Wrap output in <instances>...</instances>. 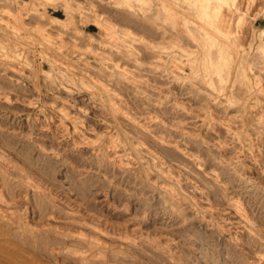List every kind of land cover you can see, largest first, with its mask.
<instances>
[{
  "label": "rangeland",
  "instance_id": "1",
  "mask_svg": "<svg viewBox=\"0 0 264 264\" xmlns=\"http://www.w3.org/2000/svg\"><path fill=\"white\" fill-rule=\"evenodd\" d=\"M0 207L86 264H264V0H0Z\"/></svg>",
  "mask_w": 264,
  "mask_h": 264
},
{
  "label": "bare ground",
  "instance_id": "2",
  "mask_svg": "<svg viewBox=\"0 0 264 264\" xmlns=\"http://www.w3.org/2000/svg\"><path fill=\"white\" fill-rule=\"evenodd\" d=\"M1 186H3V185H1ZM10 199H9V201L12 200V199L11 200ZM4 201L5 200H3V202ZM10 204H11V202H10ZM10 204H7V206L10 205ZM10 208H9L10 210L8 208H7L8 210H5V209H2L0 207V245L1 244L2 245L3 244H12V246L13 245L16 246L19 250L38 251V252H41V253H43L45 255L54 257L55 261L58 260L57 258H59V256H61V254L64 253V250L68 254L70 249H68V247H67L68 244L67 245L65 244L67 242H73V243H76V244H79V245L87 246L90 250H92L93 248L105 247V246H103V243L101 242L102 241L101 239H100L101 240L100 241V240H98V238L94 239V238H91V237H86V236L81 235L79 233L78 234H64V233L58 231L55 227H53V225L50 222H47L46 224L41 225L40 227L39 226L38 227H30V226H28L27 224H25L22 221L23 219L20 217V214L17 215L16 213H14V210L12 209V207H10ZM12 210H13V212H12ZM53 214L55 215L54 212L52 213V215ZM116 226H118V225L116 224ZM120 228H121V226H120ZM135 228H137V227H135ZM107 230H108V228H107ZM111 234H113V233H111ZM5 248L8 249L9 246H8V248L5 246ZM71 251L69 253H72L70 258L73 259V261L80 262V263H83V264H86L88 262V260H89L88 257H87L88 254L86 255L85 251L84 252L83 251H79V250H71ZM110 252H112V250H110ZM68 255H70V254H68ZM33 256H35V255H33ZM0 257H2V256H0ZM3 258H1V259H3ZM7 258L9 259L8 256L5 257V259H7ZM17 260L16 261L15 260H11V258H10V260L8 262H9V264H25L23 261H21V260L17 261ZM29 261L31 262V260H29ZM97 264H109V263H107L105 260H100V261L97 262Z\"/></svg>",
  "mask_w": 264,
  "mask_h": 264
}]
</instances>
